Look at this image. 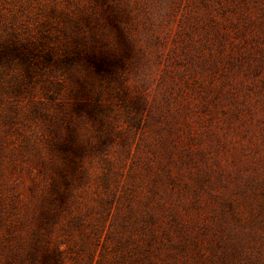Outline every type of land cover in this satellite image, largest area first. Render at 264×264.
Listing matches in <instances>:
<instances>
[{"label":"rangeland","instance_id":"rangeland-1","mask_svg":"<svg viewBox=\"0 0 264 264\" xmlns=\"http://www.w3.org/2000/svg\"><path fill=\"white\" fill-rule=\"evenodd\" d=\"M0 264H264V0H0Z\"/></svg>","mask_w":264,"mask_h":264}]
</instances>
